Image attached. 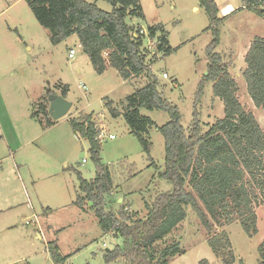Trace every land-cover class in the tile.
Here are the masks:
<instances>
[{
	"label": "rangeland",
	"instance_id": "obj_1",
	"mask_svg": "<svg viewBox=\"0 0 264 264\" xmlns=\"http://www.w3.org/2000/svg\"><path fill=\"white\" fill-rule=\"evenodd\" d=\"M87 1L96 2L105 11L112 8L106 0ZM140 1L144 18L128 16L126 21L146 31L141 32L143 46L147 59L155 56L150 69L159 92L178 107L184 129L197 109L206 131L224 111L222 101L213 95V82L205 79V50L212 38L206 29L209 19L205 10L199 0ZM215 2L220 8L230 3L237 9L224 20L215 50L231 64L229 71L237 83L240 102L250 103L264 129V108L255 107L249 98L242 75L245 62L236 59L234 52L254 36H264V16L238 9L241 0ZM155 25L165 30L172 49L167 55L157 51L160 32L154 38L148 36L147 28ZM70 48H75L73 58L68 57ZM116 73L113 68L96 73L76 35L53 44L49 31L38 23L25 0H0V264H53L46 248L52 240H56L60 254L67 256L65 264H128L104 260V251L121 245L122 238L102 233L93 203L84 200L83 208L75 203L77 196L83 195L77 172L89 180L95 175V164L88 141L73 131L70 119L90 115V120L102 127L97 126L100 134L103 131L98 137L100 158L113 180L112 190L104 196L106 210L117 212L123 205L126 212L136 211L144 218L145 203H152L156 194L171 191L173 186L159 176L165 158L162 134L155 127L149 130L154 166L124 118H113L105 106L112 100L121 110L120 102L147 82L146 74L122 82ZM66 88L64 98L72 103L71 108L56 120L49 114L54 123L41 126L31 117L32 105L42 99L49 109L48 95H61ZM140 113L157 125L169 119L162 110L140 108ZM252 206L258 231L251 237L237 219L222 227L214 224L213 232L225 230L229 235L236 257L231 264H257L260 260L257 248L264 238V204L257 198ZM185 210V218L157 244L160 249L178 241L184 249L168 264H198L201 259L223 264L208 246L207 233L195 212L190 206Z\"/></svg>",
	"mask_w": 264,
	"mask_h": 264
},
{
	"label": "trees",
	"instance_id": "obj_2",
	"mask_svg": "<svg viewBox=\"0 0 264 264\" xmlns=\"http://www.w3.org/2000/svg\"><path fill=\"white\" fill-rule=\"evenodd\" d=\"M25 1L38 23L49 31L53 44L76 35L96 73L102 74L113 68L123 80L143 74L148 78L142 87L120 102L121 110L112 100L105 105L113 118H124L129 132L136 137L154 166L150 158L149 130L155 127L164 137V170L159 176L169 181L173 188L156 194L152 203H145L147 215L144 218L138 217L136 211L126 212L123 205L117 212L104 208V196L112 190L113 180L108 166L101 162L100 130L90 120V115L70 119L73 131L88 141V151L95 164V175L89 180L77 172L83 195H78L75 203L83 208L84 200L92 202L102 233L122 238L121 245L104 251V260L168 264L171 258L183 254L184 249L178 241L160 249L157 244L185 218V207L190 206L207 233L206 242L213 255L223 264L234 263L236 257L228 233L225 230L213 232L214 224L222 227L237 219L245 234L251 237L258 231L252 205L257 198L264 204V129L252 109L240 102L237 83L229 71L231 64L215 50L224 20L237 9L221 15L215 0H199L209 19L206 29L212 33L205 50V79L213 82V95L222 101L224 111L222 118L203 131L196 108L190 126L184 129L178 107L158 90L157 78L150 69L156 61L155 56L147 59L144 34L126 21L128 16L144 18L140 0H106L112 6L110 11L87 0ZM238 9L264 16V0H241ZM147 29L151 38L160 32L157 51L169 54L172 49L163 26ZM244 62L242 75L247 94L255 107L264 108V37L253 38ZM202 86L201 82L196 106ZM66 92L67 88L61 95L65 97ZM140 108L162 110L169 119L165 124L157 125L151 117L141 114ZM31 117L41 126L54 123L42 99L32 105ZM46 248L53 264H65L67 256L60 254L56 240L47 242ZM257 251L260 258L257 264H264V238ZM198 264L210 263L201 259Z\"/></svg>",
	"mask_w": 264,
	"mask_h": 264
},
{
	"label": "water",
	"instance_id": "obj_3",
	"mask_svg": "<svg viewBox=\"0 0 264 264\" xmlns=\"http://www.w3.org/2000/svg\"><path fill=\"white\" fill-rule=\"evenodd\" d=\"M46 92H49V89H46ZM48 99L50 100L48 111L53 120L64 116L69 111L72 104L62 95L49 94ZM89 203L91 204L92 202Z\"/></svg>",
	"mask_w": 264,
	"mask_h": 264
},
{
	"label": "crops",
	"instance_id": "obj_4",
	"mask_svg": "<svg viewBox=\"0 0 264 264\" xmlns=\"http://www.w3.org/2000/svg\"><path fill=\"white\" fill-rule=\"evenodd\" d=\"M15 1V3L18 1V0H14ZM227 5H231V7L233 8V10L235 9V7L232 5V4H230V3H226V4H224V6L223 7H219L220 8V13L222 14V15H228V14H230V13H228V14H225L224 12H223V8L225 7V6H227ZM196 9V8H195ZM234 13V12H233ZM233 13H231V14H233ZM230 14V15H231ZM142 29L145 31V29L142 27ZM142 30V31H143ZM143 31V32H144ZM146 32V31H145ZM144 32V33H145ZM255 37V36H254ZM253 37V38H254ZM261 37H264V36H261ZM253 38L252 39H249L248 40V42L246 43V44H244L243 46H242V48H238L237 50H234V52L236 53V59H238V57L239 58H243L244 59V56H245V54H246V52H247V49H248V47H249V45H250V43H251V41L253 40ZM78 40V39H77ZM225 57V56H224ZM236 61V60H235ZM110 68H108L105 72H107L108 70H109ZM104 72V73H105ZM117 75H118V73H116ZM234 78V77H233ZM122 79V78H121ZM127 80H123L122 79V82H126ZM238 95V94H237ZM64 97V96H63ZM247 102H248V100H247ZM71 106H72V104H71ZM247 106L250 108V103H247ZM71 108V107H70ZM251 109V108H250ZM100 128H102L100 125H98Z\"/></svg>",
	"mask_w": 264,
	"mask_h": 264
},
{
	"label": "built area",
	"instance_id": "obj_5",
	"mask_svg": "<svg viewBox=\"0 0 264 264\" xmlns=\"http://www.w3.org/2000/svg\"><path fill=\"white\" fill-rule=\"evenodd\" d=\"M141 32H142V31H141ZM74 54H75V48H70V49H69V52H68V57H69V58H73ZM164 76H166V73H164ZM101 133L103 134V131H101ZM102 134H99L98 137L101 138ZM110 138H111V139L114 138V135H110Z\"/></svg>",
	"mask_w": 264,
	"mask_h": 264
},
{
	"label": "bare ground",
	"instance_id": "obj_6",
	"mask_svg": "<svg viewBox=\"0 0 264 264\" xmlns=\"http://www.w3.org/2000/svg\"><path fill=\"white\" fill-rule=\"evenodd\" d=\"M232 10H233V8L231 7V5H227V6H225V7L223 8V12H224L225 14L230 13Z\"/></svg>",
	"mask_w": 264,
	"mask_h": 264
}]
</instances>
